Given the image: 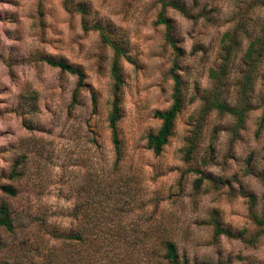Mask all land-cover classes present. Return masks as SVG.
Listing matches in <instances>:
<instances>
[{
  "label": "rangeland",
  "instance_id": "obj_1",
  "mask_svg": "<svg viewBox=\"0 0 264 264\" xmlns=\"http://www.w3.org/2000/svg\"><path fill=\"white\" fill-rule=\"evenodd\" d=\"M163 2L181 9L161 0H0V186L15 191L0 189L11 218L10 230L0 226V264H43L58 236L78 227L125 230L136 264H159L165 237L187 264H264V223L253 217L264 219V0ZM46 57L77 69L81 84ZM173 74L181 105L155 154L146 139L161 125L154 111L171 105ZM85 246L65 248H80L87 264Z\"/></svg>",
  "mask_w": 264,
  "mask_h": 264
},
{
  "label": "trees",
  "instance_id": "obj_2",
  "mask_svg": "<svg viewBox=\"0 0 264 264\" xmlns=\"http://www.w3.org/2000/svg\"><path fill=\"white\" fill-rule=\"evenodd\" d=\"M163 4L171 5L174 8L181 9L176 4L172 2H163ZM165 28L167 30V40L173 44V41L168 34L169 24L167 20H161ZM228 36V33L225 32L219 41V49L221 55V61L225 64L230 56L231 48L228 46L225 41V37ZM233 44L235 45L234 39H232ZM260 39L253 38L249 41L244 53H243V62L248 66H253L255 64V54H258L257 47H259ZM174 45V44H173ZM47 64L60 68L61 70H66L68 72L74 73L77 76V85L81 84L82 74L75 68L70 65H66L61 60H54L49 57L43 59ZM223 64V65H224ZM222 71V70H221ZM209 74L215 78L217 77L216 72L214 70H209ZM111 75L114 78L115 82L119 81V73L117 67L115 65V61L111 66ZM173 79L175 83V89L172 96L171 105L164 111H154V116L161 120V125L158 131L155 134H149L146 139V145L148 148L152 150L153 153L157 154L161 150L162 145L166 142V138L171 129L172 119L177 113L181 105V96L180 89L178 85L180 84L179 79L175 74H173ZM216 79V78H215ZM219 109L233 113L237 115L241 119V115L243 114L242 110H238L235 108L227 107L222 102H218L215 104ZM119 117V108L117 105V98H114L111 104V109L108 113V126L111 130L112 142L115 153L118 152V140L115 135V124ZM0 189L8 194L14 195V188L10 185H1ZM254 220L262 224L264 223V219H259L255 216ZM104 218V217H103ZM105 217L104 223L109 222V218ZM90 224L97 225L98 220L92 221ZM0 226H3L6 230L11 229V218L8 206L5 203L0 204ZM215 231L217 233H227L225 230H222L215 224ZM125 230L120 231H94L93 229L87 230L78 227L74 232L60 235L58 237L61 238L59 244L57 246L53 245L48 248L47 257L43 264H83L80 258H82V254L80 253V248H78L81 244H86V251L89 252V256L91 260L87 262V264H136L138 262L136 258V251L132 247L130 238L127 237ZM78 246L74 251L66 250L65 246ZM90 245V247H89ZM157 258L159 264H187L184 259L179 260L178 254L176 252L174 243L170 240V238L165 237L160 239L159 246L157 249ZM137 260V261H136Z\"/></svg>",
  "mask_w": 264,
  "mask_h": 264
}]
</instances>
